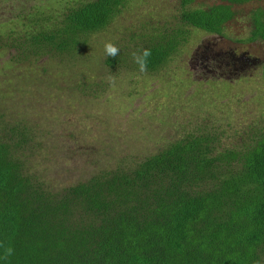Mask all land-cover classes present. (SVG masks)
Returning <instances> with one entry per match:
<instances>
[{"label":"trees","instance_id":"trees-1","mask_svg":"<svg viewBox=\"0 0 264 264\" xmlns=\"http://www.w3.org/2000/svg\"><path fill=\"white\" fill-rule=\"evenodd\" d=\"M179 1L176 27L144 32L145 44L119 47L106 66L124 68L134 51L150 49L147 71L157 72L187 42L184 27L223 36L233 7L254 0L194 9L197 0ZM125 5L69 7L55 23L45 19L52 26L11 32L6 45L17 61L81 56ZM251 20L249 40L264 41V10ZM241 139L225 147L219 133L201 126L132 166L56 189L29 166L40 148L33 129L0 113V264H264V126Z\"/></svg>","mask_w":264,"mask_h":264},{"label":"rangeland","instance_id":"rangeland-1","mask_svg":"<svg viewBox=\"0 0 264 264\" xmlns=\"http://www.w3.org/2000/svg\"><path fill=\"white\" fill-rule=\"evenodd\" d=\"M89 1L0 0V113L33 129L40 148L29 166L42 180L62 189L132 166L201 126L219 133L225 147L264 126V41L249 40L252 13L264 10V0L234 6L223 36L184 27L187 42L157 72H140L132 56L112 70L104 43L131 51L145 44L144 32L176 27L179 0H126L74 58L17 61L7 47L11 32L23 35L48 18L55 23L65 9ZM222 3L197 0L190 8Z\"/></svg>","mask_w":264,"mask_h":264},{"label":"clouds","instance_id":"clouds-1","mask_svg":"<svg viewBox=\"0 0 264 264\" xmlns=\"http://www.w3.org/2000/svg\"><path fill=\"white\" fill-rule=\"evenodd\" d=\"M104 52L107 57H116L120 54V49L111 41H106L104 43ZM151 55L150 49H142L139 52H133L132 57L134 62L139 66L140 72H146L147 71V61L148 57ZM109 83L114 85V78L109 77ZM12 254L11 247L5 248V258L7 256H10Z\"/></svg>","mask_w":264,"mask_h":264}]
</instances>
